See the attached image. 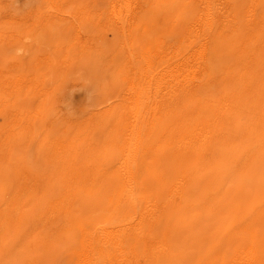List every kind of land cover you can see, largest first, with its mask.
<instances>
[{"label": "bare ground", "instance_id": "6f19581e", "mask_svg": "<svg viewBox=\"0 0 264 264\" xmlns=\"http://www.w3.org/2000/svg\"><path fill=\"white\" fill-rule=\"evenodd\" d=\"M109 2L105 87L65 131L0 35V264H264V0Z\"/></svg>", "mask_w": 264, "mask_h": 264}, {"label": "rangeland", "instance_id": "374dc122", "mask_svg": "<svg viewBox=\"0 0 264 264\" xmlns=\"http://www.w3.org/2000/svg\"><path fill=\"white\" fill-rule=\"evenodd\" d=\"M69 2L70 0H0V35H3V76H6L9 70V72L15 73L21 59L23 67H28L29 71L43 76L45 81L49 82L51 87L45 97L46 101L42 111L44 118L42 121L46 129H54V131L58 129L65 131L71 127L73 128L89 114L88 111L94 103V99H96V90L93 87L100 83H102L99 85L101 89L103 86L105 87L104 78L97 76V72H94L93 68L100 69L102 65L103 67L107 65L108 57L114 50L115 43L109 27V0H72L70 4ZM20 8L23 12L20 11ZM58 9L65 12L64 20L58 19L61 16L52 12H57ZM20 12L21 14H19ZM71 13H77L78 16L72 17ZM70 15L72 18H70ZM93 19L94 22H92ZM74 21L79 26L75 25ZM78 27L82 28L84 32ZM91 35L94 37H91ZM37 39L44 42H39V44ZM21 45L22 50H19L18 47H21ZM26 49H29V51L27 52ZM41 49L42 52L39 51ZM25 54L26 56H24ZM48 57L55 59V63H60L61 70L59 73L49 72ZM90 71L93 73H90ZM73 94L74 96L83 94L85 100L90 97L93 99L90 98L89 102L83 99L74 100ZM83 103L85 104L83 105ZM74 105L76 108L72 107ZM108 152L104 156V161L113 165L115 154L111 150ZM26 154L27 161L31 162L35 156V151ZM56 263L64 264L61 259Z\"/></svg>", "mask_w": 264, "mask_h": 264}]
</instances>
